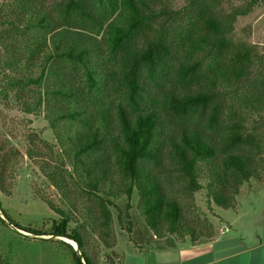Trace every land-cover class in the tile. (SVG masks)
I'll return each mask as SVG.
<instances>
[{"label":"trees","instance_id":"obj_1","mask_svg":"<svg viewBox=\"0 0 264 264\" xmlns=\"http://www.w3.org/2000/svg\"><path fill=\"white\" fill-rule=\"evenodd\" d=\"M224 1L190 0L177 10L165 0L0 2L7 89L27 96L26 113L45 105L53 127L69 124L59 137L74 172L67 178L57 163L44 171L70 209H57L61 218L50 231L23 227L1 199L7 222H0L60 238L75 264H101L87 226L113 250L111 208L131 235L137 191L140 215L157 239H213L216 229L190 219L182 197L187 203L202 191L204 177L209 202L235 210L244 183H264V134L249 127L251 115L264 118V56L232 37L238 19L264 0H244L228 13ZM33 69L39 73H25ZM15 153L2 155L0 193H10ZM123 197L124 209L114 201ZM72 221L79 224L70 231Z\"/></svg>","mask_w":264,"mask_h":264},{"label":"rangeland","instance_id":"obj_2","mask_svg":"<svg viewBox=\"0 0 264 264\" xmlns=\"http://www.w3.org/2000/svg\"><path fill=\"white\" fill-rule=\"evenodd\" d=\"M3 1L0 0V2ZM165 1H171L176 10L186 7L190 2V0ZM244 4V0H225L222 3V9L225 13H228L233 8ZM232 37L235 41H244L259 56H264V3L257 5L248 16L238 19ZM5 72L4 57L0 50V161L5 152H18L15 153L17 162L13 166L10 193L1 192L0 199L3 208L20 225L46 233L51 230L53 222L61 218L57 209L66 212L70 210L61 192L44 172L47 167H54L57 163L58 166L63 167L62 169L67 178L71 173H74L72 171V160L68 157V143H66V140H64L65 143H61L59 137L69 124L60 123L58 126L53 127L49 122L51 117H49L45 105H42L40 112L37 114L26 113L22 103L27 96L19 100L17 91L12 92L7 89L9 77L4 75ZM25 73L34 76L39 72L33 69L31 72L26 71ZM148 88L153 89L152 85ZM152 92L157 93L154 89ZM36 97L38 98V96ZM27 101L33 103L31 99ZM249 123V127L257 125L259 131L264 134V118L262 116L251 115ZM162 173L164 174V172ZM74 182L76 181L74 180ZM201 182L205 188L195 194L194 198L187 201V203L184 197H182V201L187 213L190 211V215L195 217H190V219L202 227L203 225H211L218 234L220 230L231 225L232 228L229 227L227 233H220L221 236L216 241L218 244L227 243L240 237H248L254 233L255 229L264 228V183L254 179L244 183L241 187L240 196L237 197V208L235 210H223L209 202L206 188L208 179L202 177ZM253 189L255 192L253 196H243L244 193H248ZM73 197L77 205L81 204V208L82 203L77 195L73 194ZM114 201L124 209L127 198L123 197ZM138 202V192L135 191L132 197L133 209L130 212L135 225L133 236V233L129 235L120 226L118 212L115 208H111L114 215L117 241V245L113 250L106 249L98 236L87 226L85 238L90 242V248L93 251H100L99 260L101 264H111L112 259L115 264H119L121 255L118 252L128 253L129 249L133 247V243L130 247V241L139 240L147 249H151L154 244L160 243L153 240L154 234L146 226L143 217L140 215ZM79 215L76 213L75 218L82 220ZM0 216L7 222L1 210ZM123 220V225H127L128 220L125 217H123ZM78 224V221H72L70 231L75 229ZM62 239L66 242L69 240ZM60 240V238L52 236L37 237L16 227H7L0 222V257L3 264H75L70 248L60 243ZM187 240L190 242L189 238ZM134 243L136 244V242ZM232 245L234 251L241 249V247H238L239 244H235V242ZM113 251L116 256H113ZM217 251L221 252V249L218 247ZM171 255L173 256L172 253ZM143 258L151 261L153 258H158L161 259V263H164L163 259H167L170 263L165 262L166 264H174L173 257H169L166 252L151 253Z\"/></svg>","mask_w":264,"mask_h":264},{"label":"crops","instance_id":"obj_3","mask_svg":"<svg viewBox=\"0 0 264 264\" xmlns=\"http://www.w3.org/2000/svg\"><path fill=\"white\" fill-rule=\"evenodd\" d=\"M254 193L253 189L248 193H244L243 196H253ZM229 227H231V225L220 230L213 239H202L195 245H192L188 240L177 241L174 238L159 240L154 235L153 240H157L160 243L154 244V247H151V249L144 247L139 240H133L136 244L130 241V247L132 246V243L133 247L129 249L128 253L118 252L121 255V262L119 264L170 263L167 259H163L164 263H161V259L158 258H153L152 261L143 258L151 253L160 254L162 252H166L169 257H173L172 260L174 264H264V228L255 229L254 233L248 237H240L232 239V241L227 243L223 242L218 244L216 241L219 236H221L220 233H227ZM134 233L135 230L132 236ZM233 242L239 244L238 247H241V249L237 251L232 250ZM218 247L221 249V252L217 251Z\"/></svg>","mask_w":264,"mask_h":264},{"label":"bare ground","instance_id":"obj_4","mask_svg":"<svg viewBox=\"0 0 264 264\" xmlns=\"http://www.w3.org/2000/svg\"><path fill=\"white\" fill-rule=\"evenodd\" d=\"M66 240H67V238H66ZM69 243H71L74 247H77V244L73 241V240H67Z\"/></svg>","mask_w":264,"mask_h":264},{"label":"water","instance_id":"obj_5","mask_svg":"<svg viewBox=\"0 0 264 264\" xmlns=\"http://www.w3.org/2000/svg\"><path fill=\"white\" fill-rule=\"evenodd\" d=\"M2 218V217H1ZM3 219V218H2ZM63 240V239H62ZM75 248V250H77L78 251V246L77 247H74Z\"/></svg>","mask_w":264,"mask_h":264}]
</instances>
